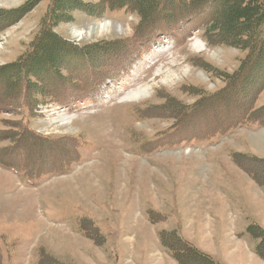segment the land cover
I'll return each mask as SVG.
<instances>
[{
    "label": "rangeland",
    "instance_id": "obj_1",
    "mask_svg": "<svg viewBox=\"0 0 264 264\" xmlns=\"http://www.w3.org/2000/svg\"><path fill=\"white\" fill-rule=\"evenodd\" d=\"M55 1L0 0V264H29L38 249L73 264H169L159 233L200 222L197 205L208 203L214 213L224 195L223 215L214 214L222 220L228 210L231 222L262 211V188L245 178L234 183L229 150L215 147L221 136L209 127L235 111L240 119L230 131L264 117L238 103L233 111L219 105L220 120L199 108L204 96L227 86L223 73L236 71L247 54L210 31L212 12L201 16L204 30L193 17L169 25L154 15L159 24L144 34L136 32V12L90 13L98 0H82L86 7L50 26L71 48L43 58L37 47L33 56ZM263 103L252 100V111ZM256 141L264 151V140Z\"/></svg>",
    "mask_w": 264,
    "mask_h": 264
},
{
    "label": "trees",
    "instance_id": "obj_2",
    "mask_svg": "<svg viewBox=\"0 0 264 264\" xmlns=\"http://www.w3.org/2000/svg\"><path fill=\"white\" fill-rule=\"evenodd\" d=\"M245 0H232L228 7L222 5L223 0H192L190 3H185L182 0H98L95 5H92L88 12L93 13L97 9L100 12L113 11L128 8L132 12H136L140 18L141 23L137 27L136 32H147L146 29H154L159 22L153 19L154 15L163 17L160 23H169L176 21L177 18L182 17L181 22L189 23V18L193 17L196 25L203 27L201 16L203 12H212L213 18L208 22L211 23L210 31L215 32L219 30L218 36L222 43L229 46H235L241 50L247 49V54L241 61L239 68L233 71L232 74L223 73L230 76H225L223 80L227 82V86L219 91L217 94L202 99V105L199 108L208 109L203 117H213L220 120L223 117V110L219 105L230 104L233 111L234 103L243 112H254L253 114H260L264 117V107H260L252 111L251 102L256 100L257 95L264 89V0H249L247 4ZM36 4V1L29 3V6L24 10L31 9ZM208 6V7H207ZM64 7H72L64 8ZM86 7L82 0H56L52 4L46 18L43 20L39 34L37 35L34 45L35 51L32 53L36 56L38 49L43 52L46 58L53 55L54 50L58 53H63L71 48L66 42L59 41L53 34L50 26L53 23L63 22L72 16V11L83 9ZM22 10V11H24ZM163 13V15H162ZM169 14L171 16L167 17ZM166 17V18H165ZM209 17H206V20ZM48 24V25H47ZM207 24V25H208ZM148 33V32H147ZM226 35L228 38L224 37ZM213 37H209V41ZM75 49H72L74 51ZM74 52H67L66 54H73ZM8 66L19 67L12 64ZM44 68L53 70L50 65H44ZM249 76L253 80L247 81ZM195 107L194 109H196ZM243 115H245L243 113ZM240 117L237 111L233 112V116L229 121L218 122L209 127L210 130L216 134L224 135L230 132L232 123H236ZM248 115L240 122V125L248 122ZM259 122V120L255 119ZM247 126L264 127V123L256 125L249 124ZM244 155L240 157L243 158ZM246 157V156H244ZM252 160L251 170L248 171L253 180L264 187V160L256 157H250ZM237 161V159H235ZM261 167V168H259ZM247 232L254 239H262L264 241V230L257 225H250ZM100 239L101 236L98 235ZM159 240L161 245L166 248L171 254L172 258L178 264H220L211 256L202 253L184 239H182L175 231L159 233ZM256 254L264 260V247L259 244L255 247ZM36 264H62L54 259L44 251H39V259Z\"/></svg>",
    "mask_w": 264,
    "mask_h": 264
},
{
    "label": "crops",
    "instance_id": "obj_3",
    "mask_svg": "<svg viewBox=\"0 0 264 264\" xmlns=\"http://www.w3.org/2000/svg\"><path fill=\"white\" fill-rule=\"evenodd\" d=\"M261 99L264 100V91L259 96V101ZM260 132L263 133L259 134ZM253 135L257 136L252 138ZM231 136L232 137L230 138L232 139H229V144H222L226 146V149L229 150L230 154L236 153L244 156L250 155L251 157L264 160V151L257 149L250 142L251 140H259L263 143L264 127L238 129ZM228 146H230V148H227ZM227 161L230 164L232 163L229 165V169L231 171V175L233 176L234 183L238 184L242 178H245L250 184L253 182L258 188H262V191L260 190L257 195V201L261 202L264 206V187L259 186L253 181L251 174L248 172L249 170H247L244 165L241 166V164H237V162L233 163L231 158ZM245 164L248 163L245 162ZM204 197H208V195H203V198ZM221 197L222 203L220 207L214 211V213H217L219 217L220 214L223 215L226 206L224 195H221ZM197 206L201 208L203 213L201 221L197 224L191 223L179 230H174L182 239L200 250L202 253L208 254L209 256L211 255L215 261L221 264H264V260L257 257L254 251L258 240L254 239L247 232V228L250 225H257L264 230V209L262 211L251 213L244 212V214L247 215V219L245 218V220L242 221L240 219H235L231 222L228 220V217L231 215V212L228 210L227 214L221 218L222 220H220V218L215 216L214 213H207V210L210 208L208 203ZM169 258V264H177L176 261H173V258ZM35 260L29 264H33ZM57 260L59 259L57 258ZM59 261L63 264H73L63 260Z\"/></svg>",
    "mask_w": 264,
    "mask_h": 264
},
{
    "label": "bare ground",
    "instance_id": "obj_4",
    "mask_svg": "<svg viewBox=\"0 0 264 264\" xmlns=\"http://www.w3.org/2000/svg\"><path fill=\"white\" fill-rule=\"evenodd\" d=\"M107 26H108V25H107ZM95 30H96V28H93V29H91V30L85 32V34H86V35H87V34H90L91 32H94ZM105 31H106V30H105ZM75 34H76V33H75ZM79 34H81V33H79ZM136 96H137V95H135V94H134V95H133V94L131 95L132 98H135ZM263 139H264V138H263Z\"/></svg>",
    "mask_w": 264,
    "mask_h": 264
}]
</instances>
